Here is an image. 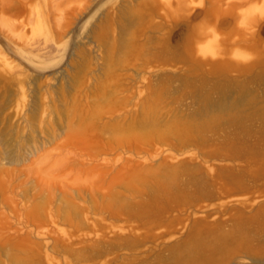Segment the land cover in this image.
I'll return each instance as SVG.
<instances>
[{"label":"rangeland","instance_id":"rangeland-1","mask_svg":"<svg viewBox=\"0 0 264 264\" xmlns=\"http://www.w3.org/2000/svg\"><path fill=\"white\" fill-rule=\"evenodd\" d=\"M246 2L0 0V264H264ZM202 19L215 60L195 54Z\"/></svg>","mask_w":264,"mask_h":264},{"label":"clouds","instance_id":"clouds-1","mask_svg":"<svg viewBox=\"0 0 264 264\" xmlns=\"http://www.w3.org/2000/svg\"><path fill=\"white\" fill-rule=\"evenodd\" d=\"M236 27L247 35H255L259 31V22L264 21V0H247L236 10ZM197 36L195 54L197 57L215 60L223 55L224 36L214 23H206L203 19L195 24ZM229 58L240 64L251 62L255 57L245 48L235 46L231 49Z\"/></svg>","mask_w":264,"mask_h":264}]
</instances>
